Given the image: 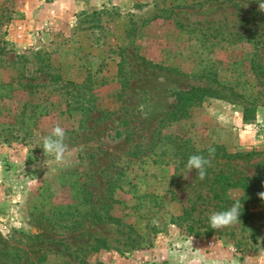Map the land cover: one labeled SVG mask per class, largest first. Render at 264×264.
<instances>
[{
	"label": "rangeland",
	"instance_id": "1",
	"mask_svg": "<svg viewBox=\"0 0 264 264\" xmlns=\"http://www.w3.org/2000/svg\"><path fill=\"white\" fill-rule=\"evenodd\" d=\"M259 2L0 0V264H264V199L228 184L264 185Z\"/></svg>",
	"mask_w": 264,
	"mask_h": 264
},
{
	"label": "clouds",
	"instance_id": "2",
	"mask_svg": "<svg viewBox=\"0 0 264 264\" xmlns=\"http://www.w3.org/2000/svg\"><path fill=\"white\" fill-rule=\"evenodd\" d=\"M259 7L264 11V0H260ZM66 133L63 127L59 124L52 128L51 134L43 137V152L46 157L51 156L54 158L55 163L62 164L65 160V155L68 152V146L65 143ZM215 148L209 146L207 149V158L201 154H193L187 160V168L189 171L195 170L196 174L201 180L205 179L207 175V168L211 167L212 158L215 156ZM51 161H49L50 163ZM264 199V193L261 194ZM242 205L237 201L231 205L227 210L214 212L210 217V226L214 230L227 228L238 221L241 214L240 209Z\"/></svg>",
	"mask_w": 264,
	"mask_h": 264
},
{
	"label": "trees",
	"instance_id": "3",
	"mask_svg": "<svg viewBox=\"0 0 264 264\" xmlns=\"http://www.w3.org/2000/svg\"><path fill=\"white\" fill-rule=\"evenodd\" d=\"M3 18V20H1ZM4 20H8V17H2L0 16V25L4 22ZM2 44V43H1ZM3 47H0V53L2 51ZM175 96H177V101H181V102H184V103H192V104H199L201 102V96L199 95H196L194 93L193 90H189V91H184V92H179V93H174ZM249 112L246 108L243 109V112H242V122H246L250 119H253L254 117V113H250L249 115ZM169 117H175V112H171L169 115ZM222 180H223V184L222 186L229 180V177H228V173H226V175H223L220 173L219 175ZM253 177H255V175H252L251 177H243V178H240L238 180H235V181H230L231 183H228L230 184V186L232 187H237L241 190L242 192V195L240 198H244V197H251L253 193H256L257 192V197L254 199L255 201L256 200H263L261 198V194L264 193V185L262 184H256V183H259L260 180H258V182H254L253 181ZM257 177V176H256ZM227 184V183H226ZM221 190H223V188L221 187L220 188ZM254 207L257 206V204L255 203L253 205ZM244 210V209H243ZM106 218H109V217H106Z\"/></svg>",
	"mask_w": 264,
	"mask_h": 264
}]
</instances>
